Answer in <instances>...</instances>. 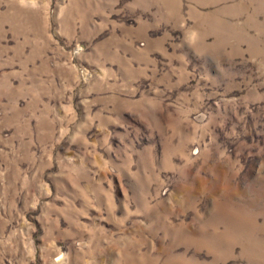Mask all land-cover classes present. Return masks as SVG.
Returning a JSON list of instances; mask_svg holds the SVG:
<instances>
[{
  "label": "rangeland",
  "instance_id": "1",
  "mask_svg": "<svg viewBox=\"0 0 264 264\" xmlns=\"http://www.w3.org/2000/svg\"><path fill=\"white\" fill-rule=\"evenodd\" d=\"M0 264H264V0H0Z\"/></svg>",
  "mask_w": 264,
  "mask_h": 264
}]
</instances>
